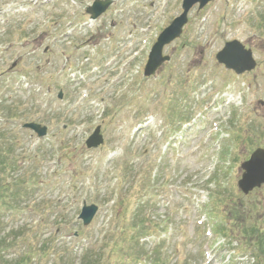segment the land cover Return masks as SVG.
I'll use <instances>...</instances> for the list:
<instances>
[{"label":"rangeland","instance_id":"rangeland-1","mask_svg":"<svg viewBox=\"0 0 264 264\" xmlns=\"http://www.w3.org/2000/svg\"><path fill=\"white\" fill-rule=\"evenodd\" d=\"M46 1L0 0V74L17 62L12 73L0 76V131L9 132L12 156L17 154L20 160L35 154L37 176L33 195L20 206L23 211L0 206V245L7 238L9 247L11 234H20L22 224L34 230L21 251L6 249L5 260L30 254L33 264H79L86 252L100 251L104 262L116 264L104 247L112 246V230L129 225L140 205L137 178L159 163H169V172L162 186L153 189L151 221L155 224L168 206L171 210L175 201L184 199L180 200L185 209L173 211L183 222L181 237L175 239L173 256L169 242L176 236L174 224H169V239L162 233L140 243L148 251L165 241L162 253L169 250L165 264L184 258L181 246L188 255L197 254V230L186 220L206 223L201 207L213 185L205 181L219 166L214 176L220 180L231 166L227 179L238 197L239 163L257 146L264 147V107L259 106L264 102V40L259 39H264V29H256L264 0H215L201 11L194 7L182 36L163 50L170 62L151 79L142 76L146 55L157 35L181 13L182 0H113L111 10L94 23L85 14L93 0ZM235 39L247 45L254 39L250 46L258 62L253 73L239 78L214 59L225 42ZM64 63L67 68L58 75ZM60 91L62 100L57 98ZM15 109L25 110L29 120L10 121ZM178 109L190 118L188 122L173 118ZM25 122L46 126L47 136L39 140L21 129ZM98 125L104 144L87 150L84 142ZM251 128L259 140L249 150L234 134L244 136ZM65 144L69 154L59 150ZM224 148L229 152L222 161L218 157ZM232 156L238 158L234 166ZM116 162L137 187L134 195L126 192L129 204L119 211L126 212L121 217L115 213L119 206L114 193L120 187ZM132 176L137 178L132 181ZM237 201H242L240 207L232 208L241 219L234 222L238 233L233 244L249 254V241L245 247L240 239L249 227L264 225V186ZM27 202L39 212L24 210ZM83 203L99 208L88 227L78 219ZM50 240V246L67 251L61 263L52 254L37 258L34 250L49 247ZM203 242L209 264H246L247 256L229 257L230 249L219 248L221 238L209 235ZM54 251L58 250L49 253ZM126 253L131 252L124 246ZM201 262L202 256L197 264Z\"/></svg>","mask_w":264,"mask_h":264},{"label":"trees","instance_id":"trees-1","mask_svg":"<svg viewBox=\"0 0 264 264\" xmlns=\"http://www.w3.org/2000/svg\"><path fill=\"white\" fill-rule=\"evenodd\" d=\"M26 117L27 116L25 114L23 115L17 109L13 111L11 116V118L14 120L25 119ZM9 118L10 117H8V119ZM1 133H4L6 140L0 136V206L4 209H7L8 211H22L20 206L27 201L26 198L29 194L30 197L33 195L32 192L34 184L37 183V176L34 172V164L36 162L35 154L22 156L20 160L17 154L12 156L13 151L9 145V143H11L9 140V132L4 131ZM248 134L249 135H246L245 137L242 136L241 139L243 138V141L247 142L248 145H251L252 143L256 142L258 137L254 132L252 133L253 135L250 133ZM68 149L69 146L66 144L62 145L60 148L63 153L67 152ZM222 153L226 152L222 151ZM25 157L26 161L24 159ZM119 168L120 164L116 163L114 167L115 172L119 173ZM168 171L169 165L167 164L165 166H157L154 176H151L150 168L141 173L140 177L138 178L132 176V181L137 178L136 183L140 185L137 195L141 197L139 199L141 204L135 206L136 209L134 210L131 220L128 222L129 225L125 226V224H123V227H120L114 237L110 236L111 241L109 243H111L112 246L104 247L107 253L110 256H113L116 264H123L125 261L127 263L131 262L132 264L142 263V261L145 264H165V260L168 258L166 255L169 250L165 253H162V244L149 248L148 251H145L144 249H146V245H141L139 242L146 236H158L160 232H166L169 224H174V227L177 230H179V228L183 225V222H178L176 220V215L172 216L169 214V211L163 219L153 224L151 221L153 218L151 217L152 214H154V204L152 205V210V206L150 204L152 202L151 199L143 198L144 195L145 197L153 196L152 189L163 184L165 179L164 176L166 173H168ZM116 176L120 182V187L118 188V191L114 193V195L119 206V211L124 212L125 208L129 204V202L126 200V192L134 195L137 187H133L131 181H129V178L126 177L127 175H122V170L120 171V174ZM160 181L161 183L159 184ZM126 183L128 186H126ZM22 187L25 188L22 189ZM209 193L208 202L204 207L207 213V220L210 221L213 233L216 235L220 234L223 237L229 239L228 245L230 246L231 242H234L235 240V235L238 233V231L236 232V230H234V222L241 219H238L237 214H235L237 211H234L232 207L234 205H236L235 207H240L242 201L238 202L237 200H241L243 196L239 195L237 197L233 189H230V186L227 183L225 188L221 184H215ZM181 207V204L176 206L178 209ZM148 210L150 212H148ZM124 214H119L118 212V217H121ZM59 223H62V220H59ZM21 229L22 230L20 231V234H11V236H14V239L12 240L13 243L11 242L12 244L10 243L9 247L5 244L7 238L2 240L3 243L1 242L0 245V264H33L31 263L33 259L30 258V254H28L27 257H22V255L16 254L15 258L5 260L4 253L7 250H14L18 253L25 245L24 242L29 240V234L32 233V231L27 230L26 225ZM240 240L243 242V244H240L245 245V247H247L245 243L246 240L249 241L248 248H250L249 255L252 259V264H264V225L249 227L244 231ZM175 244L176 241L174 242L173 246ZM136 245L139 247L138 249H135ZM124 246H126V248L129 249L131 253L124 254ZM51 249L52 248H50V245L49 247L47 245H43L41 248H39V250L34 251L39 253L40 256L37 257L39 259L52 254L54 259L63 261L64 255L61 254V250L54 251V253H49ZM243 250L245 251L246 249ZM103 254L104 253H100V251L86 252L81 257L79 264H109L107 261H103ZM108 254L107 256H109ZM174 254L175 251L173 250L171 255L173 256ZM179 263L190 264L192 262L190 256H187L182 261H179Z\"/></svg>","mask_w":264,"mask_h":264},{"label":"water","instance_id":"water-1","mask_svg":"<svg viewBox=\"0 0 264 264\" xmlns=\"http://www.w3.org/2000/svg\"><path fill=\"white\" fill-rule=\"evenodd\" d=\"M210 1L212 0H182V13L161 32L156 43L151 48L144 68L145 77L154 75L157 68H159L165 61L169 60V57L162 56V49L165 45L170 44L181 35L182 28L187 23V14L190 9L197 4L198 9H202ZM111 3V0H95L92 6L87 8L86 13L91 16L92 20L97 19L106 11ZM216 59L220 64H223L227 69L234 70L237 74L251 71L255 67L251 51L245 50L237 41L226 43L222 51L216 55ZM24 128L32 130L39 138L46 134V128H42L37 124H26L24 125ZM102 143L103 138L100 135V128L97 127L85 144L86 147L90 149L97 148ZM241 169L243 170V173L241 179L238 181V188L245 195L255 188H260L264 184V150L257 149L253 152L249 160L241 164ZM96 212L97 207L94 205L83 206L79 219L82 220L84 226L90 224Z\"/></svg>","mask_w":264,"mask_h":264}]
</instances>
